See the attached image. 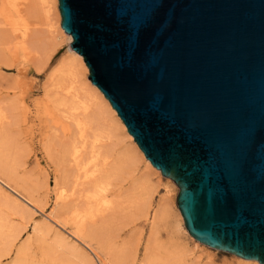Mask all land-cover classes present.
I'll list each match as a JSON object with an SVG mask.
<instances>
[{"label":"water","instance_id":"95a60500","mask_svg":"<svg viewBox=\"0 0 264 264\" xmlns=\"http://www.w3.org/2000/svg\"><path fill=\"white\" fill-rule=\"evenodd\" d=\"M56 1L187 233L264 264V0Z\"/></svg>","mask_w":264,"mask_h":264},{"label":"bare ground","instance_id":"6f19581e","mask_svg":"<svg viewBox=\"0 0 264 264\" xmlns=\"http://www.w3.org/2000/svg\"><path fill=\"white\" fill-rule=\"evenodd\" d=\"M0 2L9 3L8 5L13 7L16 15L20 19L22 18L24 23L22 28L17 30L16 22L14 25L10 21L13 25L7 26L8 23L5 20L0 21V47H5V50L9 52V46L17 42L20 43L21 49L24 51L32 48L35 53L28 52L27 55L32 60L35 71L42 72L49 65L53 52L58 48V40L65 38L68 43L71 40L70 36L63 32L59 26L57 1L0 0ZM50 3L53 5L57 18L55 30L52 29L54 25H49L47 22V24L41 25L42 30L40 31H35V28L31 29L27 17L35 18L37 12L42 15L45 11L48 14L46 9ZM40 14L37 17L41 16ZM68 51L70 59L62 64L60 71L64 74L65 80L67 78L69 81L58 87L56 85L50 90V94L55 95L53 109L57 119L54 115L46 112L49 116L46 118L48 123L45 124L47 130L42 137V140L47 139L42 144V148L46 150L49 157L51 156L49 159L55 171L52 189L54 211L51 212L50 216L56 225L64 230L69 228V223L75 221V229L70 232V235L82 241L84 246L94 252L91 251L95 254L97 264H125L121 247H111L106 242H104L105 244L101 242L100 246L95 247L91 242L102 238L103 235L99 229L107 219H112L122 209L131 205L135 207L138 215L147 213L149 206L147 200L138 202L139 196L136 197V194L144 188L148 176V174L138 175V163L142 162L149 172L152 170L159 175L160 173L143 156L108 101L86 79L87 68L81 56L72 51L69 46ZM0 63L7 68L15 66V62L0 61ZM79 67L83 70L86 82L77 81L76 75H78ZM5 141L9 156H16V149L12 140L6 138ZM9 156L0 158L4 162L3 166L0 165V181L8 186L9 180L12 181L17 172V162L14 157L10 158ZM23 164L24 162L18 166H23ZM124 180H129L131 188L123 196L103 195L105 191L116 186L114 182ZM46 187L47 181L44 179L40 184V188L45 190L44 196L48 194ZM23 197L34 208L42 209L46 204V201L43 200L37 204V201L30 197ZM80 203L82 204L80 213L84 218V224L82 221L75 220L80 213L75 214L73 211L78 208ZM165 209L166 204L160 201L155 214L161 215ZM125 212L123 213L125 214ZM177 213L179 219L176 220L175 228L178 230L182 226L181 228L185 230L178 209ZM33 229L35 228L33 227ZM21 230L24 229L15 230L9 225L6 216H0V262L2 259L13 255L8 264H43V260L35 263L31 258H28L27 244L15 245V241L21 235ZM185 232L187 233L186 230ZM187 235L189 234L187 233ZM54 245H65V239L59 238L53 245L45 247L43 254L47 258L53 257ZM147 249L148 244L145 246L142 259L144 264H181L182 262L178 249L172 250L164 258L151 255ZM131 253L130 262L133 264L135 260L133 255L135 254L133 251ZM236 257L248 264H259L253 259ZM84 258L87 264H93L90 259Z\"/></svg>","mask_w":264,"mask_h":264},{"label":"rangeland","instance_id":"374dc122","mask_svg":"<svg viewBox=\"0 0 264 264\" xmlns=\"http://www.w3.org/2000/svg\"><path fill=\"white\" fill-rule=\"evenodd\" d=\"M5 3L0 2V13L3 14H0V21L5 20L8 23L7 26L13 25L11 22H16L17 30H20L24 24L22 18L16 15L13 7L8 5L9 3ZM46 12L48 14L45 11V14L39 13L41 16L38 17L37 12V18L27 17L31 29L40 31L41 27L48 23L54 25L52 29L55 30L57 18L51 3ZM58 44L49 65L42 72L35 71L32 60L27 55L28 52L35 51L32 48L24 51L17 42L9 46L11 52L5 50L3 46L0 47V61L15 62L13 68H7L0 63V158L9 156L5 139L10 138L16 149V156L9 157H14L17 162V172L15 171L13 180L8 182L10 187L0 181V216H6L9 225L15 230L24 229L21 230L15 245L27 244L28 258L35 263L43 260V264H87L84 258L87 257L93 264H97L94 252L84 246L82 241L70 235V232L75 229V221L69 223V228L64 230L57 226L50 216L54 211L52 189L55 171L49 159L51 156L49 157L46 150L42 148V144L47 139L42 140V137L47 130L45 125L48 123L47 113L54 115L57 119L53 109L55 95L50 94V90L56 85L58 87L69 81L67 78L65 80L64 74L60 71L62 64L70 59L68 42L64 38L58 40ZM76 76L80 83L86 82L81 67L78 68ZM2 160L0 159L1 166L4 165ZM22 162H24L23 166H18ZM137 173L138 175L148 174L144 188L136 194V197L139 196L138 202L147 200L149 204L147 213L138 215L135 207L131 205L117 212L112 219H107L103 226H100L99 230L103 236L99 240L92 241L93 246H100L101 242H106L111 247H121L125 264H131V251L135 254L133 256L136 260L133 264H144L142 259L146 244H148L147 251L151 255L161 258L167 256L172 250H180L181 264H248L232 254L199 243L187 235L181 228V224L177 230L175 223L179 218L174 202L175 185L168 178L152 170L147 171L142 162L138 163ZM44 179L47 181L46 192L48 193L45 196L44 188H40ZM114 184L116 186L109 190L110 193L105 191L103 195L123 196L131 188L129 180L114 182ZM23 196L37 201V204L42 200L46 201V204L42 209L34 208ZM160 201L166 204V209L161 215H156L155 210ZM81 203L77 209L73 210L75 214L81 212ZM75 220L82 221L84 224L81 213ZM59 238L65 239V245H54L53 257L47 258L43 254L45 247L53 245ZM12 257L13 255H10L2 259L0 264H8Z\"/></svg>","mask_w":264,"mask_h":264}]
</instances>
